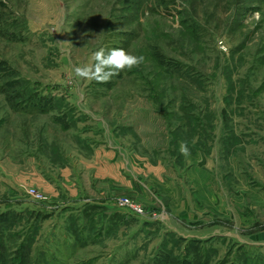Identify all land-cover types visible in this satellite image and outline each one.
Masks as SVG:
<instances>
[{"label":"rangeland","instance_id":"374dc122","mask_svg":"<svg viewBox=\"0 0 264 264\" xmlns=\"http://www.w3.org/2000/svg\"><path fill=\"white\" fill-rule=\"evenodd\" d=\"M3 215L34 264H264V0H0Z\"/></svg>","mask_w":264,"mask_h":264},{"label":"clouds","instance_id":"9594fccd","mask_svg":"<svg viewBox=\"0 0 264 264\" xmlns=\"http://www.w3.org/2000/svg\"><path fill=\"white\" fill-rule=\"evenodd\" d=\"M222 50L227 51V49ZM91 59L92 63L74 68L75 76L97 83H108L112 77L119 75L124 70L139 67L145 58L142 55H134L124 48L106 50L101 47L92 53ZM179 152L184 157L191 155L187 142L180 143Z\"/></svg>","mask_w":264,"mask_h":264},{"label":"trees","instance_id":"16d2710c","mask_svg":"<svg viewBox=\"0 0 264 264\" xmlns=\"http://www.w3.org/2000/svg\"><path fill=\"white\" fill-rule=\"evenodd\" d=\"M44 111V110H43ZM46 111V109H45ZM14 219L11 222L5 221L7 218V215L0 216V264H34L33 258L31 256V246L32 241H24L18 247L16 248L17 254L14 257H11L12 254H10L8 247L6 245V242L4 241L5 236L3 235V231H1L2 223L6 226V229L11 230L13 227H15L16 222H18V216L12 215ZM11 232V231H10ZM191 249L195 253V264H201L202 255L200 254L199 247L193 243H191ZM170 255L163 258V261L160 264H191V263H185L181 261L179 258H173L170 259ZM160 259V258H159ZM159 264V263H158ZM194 264V262H193Z\"/></svg>","mask_w":264,"mask_h":264},{"label":"crops","instance_id":"0c3cea01","mask_svg":"<svg viewBox=\"0 0 264 264\" xmlns=\"http://www.w3.org/2000/svg\"><path fill=\"white\" fill-rule=\"evenodd\" d=\"M190 160L192 161V162H194V164L192 165L191 164V168H190V170L188 171V173H187V177L189 178V180H191V181H196V182H198L197 180V178H196V176L198 175V174H201L202 172H203V170H202V168L200 167V166H198L196 163H195V161H198V162H200L199 160H201V161H203V162H208V163H210V159H209V155H206V153H204V152H199L197 155H194V156H192L191 158H190ZM205 173H207V172H205ZM204 176V175H203ZM195 178V179H194ZM208 178H210V177H208ZM164 185H162L165 189H167L166 187H168L169 185L167 184V182H164L163 183ZM170 187H172L173 188V186L172 185H170ZM174 189H176L175 191H176V193L177 194H179L180 193V190H182L180 187H178V188H174ZM179 199V198H178ZM146 203L148 204V205H150V203H148V201H146ZM145 203V204H146ZM186 212V211H185Z\"/></svg>","mask_w":264,"mask_h":264},{"label":"built area","instance_id":"2783aa9c","mask_svg":"<svg viewBox=\"0 0 264 264\" xmlns=\"http://www.w3.org/2000/svg\"><path fill=\"white\" fill-rule=\"evenodd\" d=\"M37 197V196H36ZM39 197V196H38ZM118 207L122 208V209H127L131 212L140 214V215H144L145 211L143 209V207L136 205L135 203H133V201L128 198V197H123L120 198L117 202Z\"/></svg>","mask_w":264,"mask_h":264}]
</instances>
